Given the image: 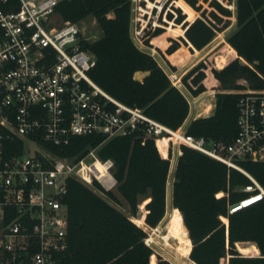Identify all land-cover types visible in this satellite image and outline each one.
Instances as JSON below:
<instances>
[{
    "label": "trees",
    "instance_id": "obj_1",
    "mask_svg": "<svg viewBox=\"0 0 264 264\" xmlns=\"http://www.w3.org/2000/svg\"><path fill=\"white\" fill-rule=\"evenodd\" d=\"M184 1L192 9L180 2L185 13L178 10L174 22L181 27H167L155 42L163 49L168 36H182L183 47L188 46L195 56L216 32L227 27L233 13L215 0ZM203 5L210 10L205 11ZM234 14L237 29L226 39L233 58L228 61L225 55H217L215 67L209 71L206 62L200 61L182 77L194 97L209 89L216 91L213 113L196 116L186 132L225 143L237 134L240 91L264 90V0H236ZM89 16L102 32L97 40L86 43L96 58L89 72L94 82L169 128L181 127L189 113L188 100L156 59L132 40L130 1L64 0L56 7V17L64 24ZM161 32L158 28L155 34ZM170 42L168 58L182 65V47L176 39ZM141 72L146 75L139 79ZM204 95L195 98L197 105L204 103ZM44 145L74 161L96 149L99 160L113 161L116 190L129 206L130 215L136 217L141 205L145 211L136 219L145 225L155 227L164 218L172 158L165 138L134 134L104 142L101 135L92 134L74 136L66 145ZM180 150L172 182L174 208L168 213L162 239L168 244L170 237L179 236L178 251L194 264H264V199L228 212L230 205L249 195L244 187L252 182L246 174L264 188V160L240 161L245 174L192 148L181 146ZM92 185L74 177L67 180L68 247L61 254L62 264H174L161 256L153 261L155 253L144 243L146 231L110 203L119 202L113 191L95 179ZM141 196L145 197L142 202ZM178 222L184 223L187 235L175 228Z\"/></svg>",
    "mask_w": 264,
    "mask_h": 264
},
{
    "label": "built area",
    "instance_id": "obj_2",
    "mask_svg": "<svg viewBox=\"0 0 264 264\" xmlns=\"http://www.w3.org/2000/svg\"><path fill=\"white\" fill-rule=\"evenodd\" d=\"M62 1L0 0V264H62L68 247L67 180L86 185L98 180L96 149L74 161L44 144L66 145L74 136L92 134L104 142L142 134L169 141L171 160L181 146L243 173L240 161L264 160V90L240 91L238 130L228 143L171 129L94 82L89 72L96 58L86 43L99 37L87 35L81 21L59 20L56 7ZM129 1L130 29L138 41L149 22H174L178 10L185 13L184 0ZM215 1L235 13L236 0ZM164 71L180 90L182 77ZM101 162L110 174L113 161ZM246 175L252 182L244 187L249 195L230 205L229 213L264 199V188ZM145 226L144 243L153 249L163 229Z\"/></svg>",
    "mask_w": 264,
    "mask_h": 264
},
{
    "label": "rangeland",
    "instance_id": "obj_3",
    "mask_svg": "<svg viewBox=\"0 0 264 264\" xmlns=\"http://www.w3.org/2000/svg\"><path fill=\"white\" fill-rule=\"evenodd\" d=\"M187 5V4H186ZM189 6V5H188ZM205 7V11H209L210 10V6H206L203 5ZM190 7V6H189ZM191 8V7H190ZM192 9V8H191ZM194 11V10H193ZM196 17L199 16V13L195 12ZM188 17V15H187ZM187 17L185 19V21H187ZM195 17V18H196ZM189 22V21H187ZM81 26H85V32L87 35L93 34L96 35L97 37H100L102 32L99 28V26L96 23V20L89 16L83 20H81ZM169 26H173V27H181V24H176L175 22H173L172 20L167 19V21L162 22V20H159L157 22V24L155 22L153 23H148L147 27L145 29V34L143 35V37L138 41L137 38L134 36V32H133V28L131 26L130 29V33H131V37L132 40L134 41V43L143 51H146L148 53H150L158 62V64L163 67L165 70H169L172 69L174 72H176L178 75H180L181 77H183L193 66H195L197 63H199L200 61H205L208 71L209 69H211L212 67H215V58L217 55H225L229 60H231L233 58V52L229 53L227 51V45H226V39L237 29L236 26V21H235V14L233 13V16H231L230 20L227 21V27L225 29H223L222 31L216 32V35L213 37V39L205 46L201 49V52L196 55V56H192V54L194 53L193 50H190L188 46H186L185 48L183 47V43L180 40L179 35H173V36H168V42H167V46L170 45V39H176L179 44L180 47H182V53H183V60L185 61L184 64L182 65H175L173 64L170 59L168 58V53L166 51V47L161 49L158 46V43L155 42V40L160 37L164 32L167 31V27ZM161 29V33L156 35L155 31L156 29ZM148 41V42H146ZM183 83V82H182ZM181 92L184 94V96L187 98L189 105L191 104V109L193 106V102L194 99L192 98V95L189 93V91L186 89V87L181 86L180 87ZM211 90V89H209ZM198 97V96H196ZM204 102H212L214 104V100L215 97H213L212 92H209L208 94H205L203 97ZM204 112V111H203ZM185 128V127H184ZM95 155L97 156V150L95 152ZM93 160V159H90ZM173 160H174V156H173ZM171 161V165L170 168L172 169L173 167V162ZM111 175H109V173H107L105 175V179H109L110 177L113 178L112 176V172L110 173ZM172 172L170 171L169 173V183H171L172 180ZM114 180V178H113ZM98 181V180H96ZM99 182V181H98ZM108 182V181H107ZM107 182L104 184H100L107 190H111L113 191L118 199L119 202H113L110 201L111 204H113L116 208H118L120 211H122L124 214L126 215H130V209L129 206L127 205V203L123 200V198L119 195V193L116 190V181L114 180L113 183L110 185ZM89 187H93V185H88ZM170 186V185H168ZM97 193H99L100 195H102L103 197L104 194H102L99 191H96ZM168 192V189H167ZM144 196H141L139 198L140 202H142L144 200ZM172 209L170 201H169V197L166 198V213L164 218L162 219V221L159 223V225L162 227V232L163 234L166 233L164 230L165 224L168 221L169 217H168V213H170V210ZM144 208L140 205L138 212L136 214V217H139L143 212H144ZM136 217H132L130 219L134 220L136 223L141 224L139 219H136ZM175 226V225H174ZM142 227H146L145 225H142ZM175 228L177 230L180 231V234L182 236L187 235V231L186 228L184 226V223L182 222H178L177 225L175 226ZM156 244L153 245V251L155 253V256L153 257V261L157 260L158 256H161L165 259H168L169 261H171L174 264H194L192 261H190L189 259H187L185 256L182 255V253H180L179 250V236L177 237V235L175 236V238L170 237L167 241L169 242L167 244V242L165 240H163L161 237H156L155 238Z\"/></svg>",
    "mask_w": 264,
    "mask_h": 264
},
{
    "label": "crops",
    "instance_id": "obj_4",
    "mask_svg": "<svg viewBox=\"0 0 264 264\" xmlns=\"http://www.w3.org/2000/svg\"><path fill=\"white\" fill-rule=\"evenodd\" d=\"M201 52V51H200ZM199 52V53H200ZM199 53H197L196 55H198ZM195 55V56H196ZM184 64V63H183ZM163 68V67H162ZM164 69V68H163ZM141 73H143V75L141 76V78H139V79H142L143 78V76H145L146 75V73L145 72H141ZM209 91L210 90H206V91H204V92H202L201 94H199L198 96H200V95H204V94H208L209 93ZM213 94V96L215 97V94H216V91L214 90V92L212 93ZM192 98L194 99V102H193V106H192V108L193 109H189V113H188V116H187V118L185 119V121H184V123H183V125L181 126L182 128H186L187 126H188V124L192 121V120H194V119H196L197 117L196 116H198L199 114H203V113H208V112H210L211 110H212V107H213V105H212V102H204L201 106H199V105H197V102H196V97H194V96H192ZM215 101V100H214ZM214 107H215V102H214ZM213 110H214V108H213ZM213 110H212V113H213ZM204 111V112H203ZM211 113V114H212ZM210 114V115H211ZM207 116H209V115H207ZM181 153H179V154H177V155H175L174 156V164H173V167H172V169L170 168V170H169V173H170V171L172 172V175L174 174V169H175V166H176V162H177V158H178V156L180 155ZM171 160V161H172ZM171 165V164H170ZM169 177V176H168ZM173 176H172V180H171V183H169V180H168V183H167V189H168V192H167V197H169V201H170V204H171V207L172 208H174L173 207V205H172V182H173ZM168 185H170V186H168ZM136 224V223H135ZM142 225H144V223L141 221V224H139L138 226H142Z\"/></svg>",
    "mask_w": 264,
    "mask_h": 264
},
{
    "label": "bare ground",
    "instance_id": "obj_5",
    "mask_svg": "<svg viewBox=\"0 0 264 264\" xmlns=\"http://www.w3.org/2000/svg\"><path fill=\"white\" fill-rule=\"evenodd\" d=\"M93 167L95 168V170H96V173H97V177H98V180L100 181V183L101 184H104V183H106L107 181V184L109 183L110 185L113 183V178L112 177H110L109 179H105V175L108 173V171H107V165L106 164H104L103 162H101V161H99V160H97V161H95V163L93 164ZM110 175V174H109ZM86 176V178L85 179H89L88 178V176L87 175H85ZM105 185V184H104ZM170 215V214H169ZM145 225V224H144ZM165 226H166V224H165ZM140 227H142V226H140ZM164 229H165V227H164ZM162 234H163V232L161 233V234H159V237H161L162 238ZM158 237V236H157ZM156 238V237H155Z\"/></svg>",
    "mask_w": 264,
    "mask_h": 264
}]
</instances>
